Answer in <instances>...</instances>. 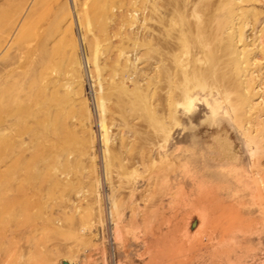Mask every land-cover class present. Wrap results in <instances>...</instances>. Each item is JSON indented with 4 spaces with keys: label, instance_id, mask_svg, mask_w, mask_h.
<instances>
[{
    "label": "rangeland",
    "instance_id": "374dc122",
    "mask_svg": "<svg viewBox=\"0 0 264 264\" xmlns=\"http://www.w3.org/2000/svg\"><path fill=\"white\" fill-rule=\"evenodd\" d=\"M65 262L264 264V0H0V264Z\"/></svg>",
    "mask_w": 264,
    "mask_h": 264
},
{
    "label": "bare ground",
    "instance_id": "6f19581e",
    "mask_svg": "<svg viewBox=\"0 0 264 264\" xmlns=\"http://www.w3.org/2000/svg\"><path fill=\"white\" fill-rule=\"evenodd\" d=\"M226 92H227V94L229 95L231 91H230L229 89H226ZM251 142H254V141L252 140ZM256 154H257V153H256Z\"/></svg>",
    "mask_w": 264,
    "mask_h": 264
},
{
    "label": "water",
    "instance_id": "95a60500",
    "mask_svg": "<svg viewBox=\"0 0 264 264\" xmlns=\"http://www.w3.org/2000/svg\"><path fill=\"white\" fill-rule=\"evenodd\" d=\"M64 264H69V263L65 262Z\"/></svg>",
    "mask_w": 264,
    "mask_h": 264
}]
</instances>
